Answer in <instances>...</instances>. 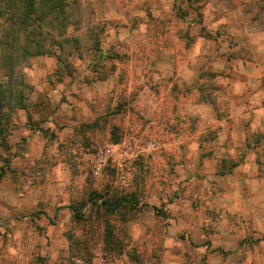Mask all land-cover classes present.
Returning <instances> with one entry per match:
<instances>
[{"label": "clouds", "instance_id": "obj_1", "mask_svg": "<svg viewBox=\"0 0 264 264\" xmlns=\"http://www.w3.org/2000/svg\"><path fill=\"white\" fill-rule=\"evenodd\" d=\"M31 7L0 264H264V0Z\"/></svg>", "mask_w": 264, "mask_h": 264}, {"label": "trees", "instance_id": "obj_2", "mask_svg": "<svg viewBox=\"0 0 264 264\" xmlns=\"http://www.w3.org/2000/svg\"><path fill=\"white\" fill-rule=\"evenodd\" d=\"M32 3L33 0H0V70H11L15 64L17 42L22 39L29 13L33 11ZM39 44L43 47L45 41L41 39ZM24 104L17 99L12 77L7 87L0 83V135L3 133L1 125L4 117L3 107H8L12 112L17 106H24ZM3 144L4 142L0 140L2 147H4ZM95 198V195L92 196V199Z\"/></svg>", "mask_w": 264, "mask_h": 264}, {"label": "crops", "instance_id": "obj_3", "mask_svg": "<svg viewBox=\"0 0 264 264\" xmlns=\"http://www.w3.org/2000/svg\"><path fill=\"white\" fill-rule=\"evenodd\" d=\"M38 103L36 105L33 106L34 110L37 112V114H39L41 116L42 120H46L47 116H42L40 113V109H42V104ZM19 107H23L26 111H28V118L30 123H34V119H33V111H29V105L28 104H24V106H19ZM3 113H4V117H3V121H2V127H3V133L2 135H0V140L4 142V147H2L0 145V148H2L4 150V152L9 154V158L8 161L9 163H11V154H12V144L8 141V139L6 137H12L14 136V134L16 133V131L19 129L20 125L18 124H14L13 123V119L14 117H16V108L11 111H9L10 109L8 107H3ZM5 133H6V137H5ZM3 157H0V159H2ZM57 212H59V210L57 209ZM56 222V221H55Z\"/></svg>", "mask_w": 264, "mask_h": 264}, {"label": "rangeland", "instance_id": "obj_4", "mask_svg": "<svg viewBox=\"0 0 264 264\" xmlns=\"http://www.w3.org/2000/svg\"><path fill=\"white\" fill-rule=\"evenodd\" d=\"M182 11V10H181ZM40 111V113H41V115L42 116H47L46 115V110L45 109H40L39 110ZM61 147L63 148L64 147V145H61ZM95 195V193H93V196ZM96 199V198H95ZM97 203H98V201H97ZM105 203L106 204H109L110 202L109 201H105ZM117 203H119V202H117ZM83 205H81V208L83 209ZM59 210V209H58ZM112 210V208L110 207L109 208V211H111ZM60 211V210H59ZM102 211V210H101ZM79 219L81 220V221H87V218L84 216V215H80V217H79ZM52 223H56L55 221H52ZM94 235L97 237V239H96V245H97V247H99L102 243H103V234H102V229H97V231L94 233ZM108 236H109V240H111V237H112V232L111 231H109V233H108ZM40 264H46V262L45 261H43V260H41V262H40ZM93 264H95V261H93Z\"/></svg>", "mask_w": 264, "mask_h": 264}]
</instances>
